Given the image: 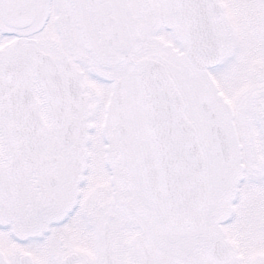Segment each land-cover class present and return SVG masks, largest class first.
Instances as JSON below:
<instances>
[{"label":"snow or ice","instance_id":"6c2138e0","mask_svg":"<svg viewBox=\"0 0 264 264\" xmlns=\"http://www.w3.org/2000/svg\"><path fill=\"white\" fill-rule=\"evenodd\" d=\"M0 264H264V0H0Z\"/></svg>","mask_w":264,"mask_h":264}]
</instances>
